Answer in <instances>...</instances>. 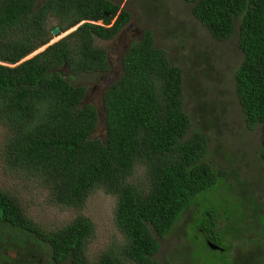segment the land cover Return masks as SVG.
Here are the masks:
<instances>
[{
	"label": "trees",
	"instance_id": "1",
	"mask_svg": "<svg viewBox=\"0 0 264 264\" xmlns=\"http://www.w3.org/2000/svg\"><path fill=\"white\" fill-rule=\"evenodd\" d=\"M181 1L214 42L233 43L239 52L235 67L228 69L234 103L221 99L222 92L217 97L222 107H234L246 132L257 135L251 160L242 147L230 150L218 144L217 151H210L211 114L199 110L195 118L204 124L194 128L196 119L184 109L183 71L156 48L149 29L130 45L120 78L106 88L98 128L96 108L83 102L86 88L73 76L107 69L105 53L93 46L94 39L113 38L129 21L128 10L109 0H0V126L7 134L0 157L37 180L62 208L82 209L102 189L115 198L113 223L121 235L120 243L89 255L94 234L90 219L77 215L49 231L28 217L17 197L0 190L1 264H161L156 258L160 240L174 233L185 214L194 231L191 238L187 235L188 244H196V237L203 240L213 257L220 255L213 264H264V196L254 195L264 182V0ZM162 6L151 0L144 9L152 13V18L146 14L148 22L159 24L162 37H177L194 50L190 59L218 68L222 49L210 50L215 60L203 55L194 39L198 28L188 25L190 35L181 26L172 29ZM116 14L108 28L89 23L109 24ZM83 21L26 59L48 43L54 25L65 31ZM62 68L74 74L70 80L58 71ZM209 107L214 111L213 104ZM97 129L100 137L94 136ZM217 152L222 160L214 164ZM239 159L242 164L249 160L246 166L252 162L244 176L235 165ZM138 168L141 184L130 180ZM250 175L257 185L249 188ZM218 199L216 210H242L237 221L224 222L219 211L204 210L192 227L200 209ZM201 258L192 261L198 264ZM177 262L166 259L162 264ZM182 264H189L188 257Z\"/></svg>",
	"mask_w": 264,
	"mask_h": 264
},
{
	"label": "rangeland",
	"instance_id": "2",
	"mask_svg": "<svg viewBox=\"0 0 264 264\" xmlns=\"http://www.w3.org/2000/svg\"><path fill=\"white\" fill-rule=\"evenodd\" d=\"M113 1L117 2L119 0ZM125 1L127 0H124L123 3H125ZM159 1L162 2V7L170 15V24L173 25L172 29L179 30V27L181 26V30L187 35H190L188 25H194L196 29L198 28L197 32L194 29L192 30H194V39L198 40L201 44L198 49L201 50L203 55H210L213 58L214 54L210 53V50L212 48H217L219 50L222 49L218 53L221 55V58H223L218 62V68L209 66V64L206 63H197V61L190 59L189 55L191 56L194 54V50H189L187 47L182 46L181 43H183V41L178 40L177 37L166 39L160 35V32H162L163 29L159 28V24L148 22V19H146V14H148V17L152 18V13L144 10L151 3V0H128L126 2L128 9L131 10V16L133 19L132 23L135 24L136 29L140 32L143 30L145 31L146 29L151 30L154 34V45L156 48L164 50L169 60L177 63L182 69L184 83V109L186 113L194 118L199 110H204L211 114V120L208 121L207 124L210 130H212V138L209 140L210 151H217L218 144L226 146L230 150L242 147L243 149H246L244 151L249 153L247 157L251 160L254 154V149L252 147H258L257 135L246 132L247 130L244 128V124L241 122L239 124V118L234 107H222L219 102L220 98L217 97L218 92H222L223 96L221 99L231 105L234 103L233 82L231 80L232 75L228 69L230 68L231 70V68L235 67L233 65L237 62L235 60L239 59V52L233 43L221 44L214 42L213 39L208 36V33L199 27L190 13L188 6L181 0ZM52 21L55 22L53 19ZM55 26L56 25H54V27ZM163 26L166 27V25ZM75 29L76 27L74 26L72 29L63 33L60 37H63L66 33H72ZM192 37L193 36L189 37L188 41H190ZM49 44L40 47L27 58L41 52ZM110 44L111 42L102 43V45L108 49H110ZM110 60L112 68L110 74L111 76L116 77L117 74H120V62L116 59V55L114 54L111 55ZM211 76H218L219 78H217V80H211ZM86 80L88 82V79ZM226 85L231 86L227 88ZM94 95L99 97V94L92 93L89 95L92 100H88V98H86V100H88V103L95 104L99 107V100L94 99ZM209 104H213L214 111L210 109ZM223 109H225L226 113L230 114H225ZM203 121V119L194 120V128L203 125ZM101 134L102 132L98 131L95 132L94 136L100 137ZM6 136L5 129L0 126V151L3 147V143H1L2 139ZM213 155L214 158L212 160L214 164L220 163L222 160L221 154L217 152L216 155ZM249 160H245V163L243 164L242 159L235 162L241 176H244L246 171L250 170L252 162L250 161L251 163L246 166V163L249 162ZM142 176V169L138 168L130 180L132 183L136 182L141 184V182H144V177ZM248 178H250L248 181V187H255L257 185V179L251 177V175ZM0 190H5L10 195L17 197L22 204V207L26 210L28 217L43 229L49 231H55L62 228L77 215H83L90 219L94 225V234L88 245L89 255L97 254L100 251L105 250L107 247L120 243L121 241V235L113 223L115 198L106 195L102 189L94 191L88 197L82 209L76 210L62 208L52 203L50 197H48L47 190L42 188L37 180L33 177H28L20 170L10 168L0 157ZM254 195L256 198L264 196V182L260 187L255 189ZM238 196H240V194H238ZM237 198L239 197H236V199ZM198 200L201 202L203 199ZM192 203H194V201ZM217 204H221L219 199L218 201H213V204L210 203V205L206 203V205L203 206V209H200V212L196 214L192 227L196 226V222L199 219L197 217L199 214H202L201 211L216 210L218 209ZM217 211L219 210L213 212ZM241 213L242 210L238 207L235 211L231 209H223L222 211H219L221 219L224 222L229 223L237 221ZM186 217H188L187 214L178 221L174 233L166 236L164 240H160L161 250L156 258L161 264L164 263L166 259H178L179 262H177V264H182V259L186 256L188 257L189 264H196L195 261L192 260H195L196 256H201L202 258L198 264H213L216 261V257L218 258L220 255H215V257H213L204 247L202 243L203 240L196 237L194 242L196 244H188L187 235L191 238L194 231L188 227L189 217L187 219ZM210 218H212V214L210 215ZM235 253L236 252L233 254ZM171 257L173 258L171 259Z\"/></svg>",
	"mask_w": 264,
	"mask_h": 264
},
{
	"label": "flooded vegetation",
	"instance_id": "3",
	"mask_svg": "<svg viewBox=\"0 0 264 264\" xmlns=\"http://www.w3.org/2000/svg\"><path fill=\"white\" fill-rule=\"evenodd\" d=\"M112 1L113 3H116L119 5L120 9H125L128 10L130 12V19L129 21L124 24L120 30L116 33V35L109 39V40H102L99 38H95L94 39V43L93 46L97 47V48H101L104 53H105V60L107 63V69L105 71L102 72H94V73H81L78 75H72L68 72L67 69H60L58 71L62 72L64 71V76L66 77V80H70V76L75 77L78 80L82 81V86H84L86 88V93L84 95V97L86 96V98H88V100H92L91 96L89 97L90 94L92 93H97V95L101 93V91L105 88H108L111 84H113V82L115 80H118L122 74V58L125 55V53L127 52L128 48L130 47V45L133 42H137L142 40L143 35H144V30L143 31H138L136 29L135 24L132 23V16H131V10L128 9L127 6V1H125V3H123L124 0H119L117 2L113 1V0H109ZM120 11H118L117 14H119ZM117 14L116 16L112 17L111 21L109 24H105L103 21H95V22H89L91 24H94L96 26H101V27H110L113 25V23L117 20ZM105 17L108 18L109 14H105ZM72 29V27L66 29L64 32L68 31ZM60 27H59V34H60ZM58 34V35H59ZM70 34V33H69ZM68 33H66V35H64L63 37L60 38H64L65 36L69 35ZM62 34H60L61 36ZM52 36V35H51ZM59 37V36H58ZM52 39V38H51ZM51 39L48 41V43L51 41ZM104 42H111L110 44V49H108L107 47H105L104 45H102V43ZM47 43V44H48ZM116 55V59L120 62L119 64V69H120V74L116 77L111 76V55ZM88 79V82L87 80ZM94 99H98V96L94 95L93 96ZM221 226L220 224L217 225V229H220ZM201 230V229H200ZM200 233V232H199ZM206 233H204L203 236H205ZM202 236V237H203ZM251 240V238H248ZM207 242V241H206ZM211 243L213 246L216 247V245H214L211 241H208V244ZM247 248L249 246H246ZM214 250H218V249H214ZM2 261H0L1 264Z\"/></svg>",
	"mask_w": 264,
	"mask_h": 264
},
{
	"label": "water",
	"instance_id": "4",
	"mask_svg": "<svg viewBox=\"0 0 264 264\" xmlns=\"http://www.w3.org/2000/svg\"><path fill=\"white\" fill-rule=\"evenodd\" d=\"M59 33V27H54L51 31H50V34L55 37L57 34ZM55 39V38H54ZM53 39V40H54ZM26 59H29V58H26ZM106 91V88L103 89L98 97V100H99V107H97V105L93 104V106L96 108V111H97V116H98V128L100 127L101 125V121L104 117V111H103V94L104 92ZM83 102L84 103H88V100H86V96L84 97L83 99ZM100 131L99 129H97L95 132H98ZM95 134V133H94ZM209 247L211 249H218L217 247L213 246L211 243L208 244Z\"/></svg>",
	"mask_w": 264,
	"mask_h": 264
},
{
	"label": "clouds",
	"instance_id": "5",
	"mask_svg": "<svg viewBox=\"0 0 264 264\" xmlns=\"http://www.w3.org/2000/svg\"><path fill=\"white\" fill-rule=\"evenodd\" d=\"M86 21H83V22H80L79 24H77L75 27L77 28L78 26H80L81 24H83V23H85ZM55 27H58V26H55ZM73 28V27H72ZM53 29V28H52ZM51 29V30H52ZM60 34H63V33H65L64 31H61V29H60ZM59 34V33H58ZM56 35L55 37H53L52 36V39H51V41L48 43L49 45L48 46H50V45H52V44H54V43H56L55 41H57V40H61V39H63V38H58V36L60 37V34L59 35ZM66 37V36H65ZM55 38V39H54ZM54 39V40H53ZM45 45H47V44H45ZM44 45V46H45ZM48 46H46V48L48 47ZM44 50V49H43ZM36 55V54H35ZM34 56V55H33ZM31 58V57H30Z\"/></svg>",
	"mask_w": 264,
	"mask_h": 264
}]
</instances>
